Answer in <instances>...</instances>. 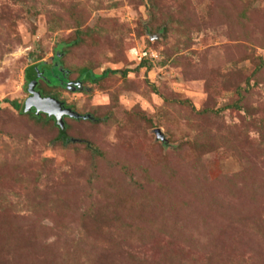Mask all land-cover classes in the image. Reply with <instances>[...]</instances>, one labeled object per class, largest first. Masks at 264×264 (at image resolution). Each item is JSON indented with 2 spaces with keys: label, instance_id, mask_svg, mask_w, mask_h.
I'll return each mask as SVG.
<instances>
[{
  "label": "rangeland",
  "instance_id": "rangeland-1",
  "mask_svg": "<svg viewBox=\"0 0 264 264\" xmlns=\"http://www.w3.org/2000/svg\"><path fill=\"white\" fill-rule=\"evenodd\" d=\"M0 264H264V0H0Z\"/></svg>",
  "mask_w": 264,
  "mask_h": 264
},
{
  "label": "water",
  "instance_id": "water-1",
  "mask_svg": "<svg viewBox=\"0 0 264 264\" xmlns=\"http://www.w3.org/2000/svg\"><path fill=\"white\" fill-rule=\"evenodd\" d=\"M41 74V73H40ZM39 73L35 74V78H31L29 83L30 97L25 101L22 112L28 113L32 109H35L36 114H46L47 116L54 118L57 125L64 130L66 127L65 116H69L75 119L91 118L90 115L81 116L77 112L70 108H67L58 99L52 96H44L41 91L36 90L38 83ZM78 84V83H77ZM81 84V83H79Z\"/></svg>",
  "mask_w": 264,
  "mask_h": 264
},
{
  "label": "trees",
  "instance_id": "trees-1",
  "mask_svg": "<svg viewBox=\"0 0 264 264\" xmlns=\"http://www.w3.org/2000/svg\"><path fill=\"white\" fill-rule=\"evenodd\" d=\"M77 31H78V35L80 34L81 36H85V35L88 36L91 33L90 29H88L86 31H83L82 29H80V30L78 29ZM79 41H80V39L77 37L74 42H75V44H79ZM61 52H65V50H63V48H62ZM34 68H36V67H34ZM34 68L28 70V79H27L28 83L31 81V78H35L34 71H35V74H37V73L40 74V73H42L44 71L46 72L47 70H50V69H34ZM51 71H52L53 75H58L59 81L63 80L62 78L64 77V75L61 74V73H63L64 71H62V70L59 71V69H51ZM32 72H33V76L30 77V74H32ZM115 72H117V71L113 70V69H105L104 72L102 73V75H96V74L93 73L92 70H90L89 68L86 67V68H83V70H82V77H83V80L88 79L89 81H91L93 83H96V82H99L101 79L107 77L109 74L115 73ZM126 74H127L126 71H124L123 75H126ZM36 88H37V90L41 91V93L43 95H50L41 84H39L38 87H36ZM55 97H58V96H55ZM11 104L14 106L15 109H17L20 112V114L26 115V116L36 120V122H38V123H46V124H48L49 122L53 121L54 122V126L56 128H58V130H59V136H58L59 140H61L64 145H65V143H70L72 138H70L68 136V132H67L68 126H67V124H66L65 129L62 130L57 125L55 119L50 118L46 114H42V113L36 114V111L24 114V113H22L23 104L21 105L17 101H11Z\"/></svg>",
  "mask_w": 264,
  "mask_h": 264
},
{
  "label": "flooded vegetation",
  "instance_id": "flooded-vegetation-1",
  "mask_svg": "<svg viewBox=\"0 0 264 264\" xmlns=\"http://www.w3.org/2000/svg\"><path fill=\"white\" fill-rule=\"evenodd\" d=\"M56 62V61H55ZM37 66L38 67H36V68H34L33 67V65L31 66V67H29L30 69H45V68H57V69H59V71H64L63 73H61V74H63L64 75V77L62 78L63 80L62 81H60L61 83H62V87H64V89H71V88H75V90H78V89H81L80 87H78V85H77V80H83V77H78V78H76L75 80L76 81H71L70 80V76H69V74H68V71H66L63 67H62V64L61 63H57L56 62V64H54V65H48V64H46V63H37ZM40 80H43V81H45L46 82V84H47V86L49 87L50 86V84H51V82H50V80H48L47 78H46V76H45V71L44 72H42V74H40V76H39V78H38V81H40ZM83 81H85V80H83ZM80 82V81H79ZM52 88H56V87H52ZM36 90H37V88H36ZM45 96V95H44ZM30 97V94L28 95V98ZM27 98V99H28ZM26 99V100H27ZM30 112H35V109H33V110H31ZM66 118H72V117H69V116H65V118H64V120L66 119ZM54 119V118H53ZM74 119V118H73Z\"/></svg>",
  "mask_w": 264,
  "mask_h": 264
}]
</instances>
